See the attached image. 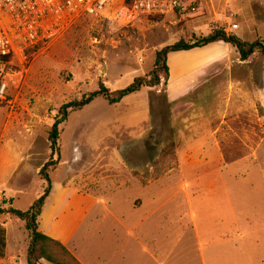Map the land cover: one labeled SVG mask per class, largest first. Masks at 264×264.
Returning <instances> with one entry per match:
<instances>
[{
  "label": "rangeland",
  "instance_id": "rangeland-1",
  "mask_svg": "<svg viewBox=\"0 0 264 264\" xmlns=\"http://www.w3.org/2000/svg\"><path fill=\"white\" fill-rule=\"evenodd\" d=\"M112 18L107 12L68 21L27 65L0 69V84L8 85L7 101L0 102V198L8 199L0 200V207L27 212L43 182L34 168L53 160L52 185L64 183L88 194L94 200L88 209L99 201L82 227L92 234L118 231L108 250L112 264H156L145 248L154 252L157 240L166 246L160 264H264V52L241 62L228 45L225 59L200 68L196 57H172L168 66L175 62L177 68L167 86L162 81L115 106L97 98L59 126V154L52 155L49 140L63 106L98 91L100 83L117 91L147 77L157 52L167 46L191 44L217 29L264 45V0H189L183 12L148 17L118 31ZM172 142L173 152L162 157ZM8 148L12 152L5 157ZM4 157L13 168L21 167L6 186ZM219 181L213 213L204 217L218 224L222 243L202 252L194 202L209 188L216 192ZM150 183L153 192L143 195L146 208L134 212ZM156 191L168 213L167 234L156 218L148 219L159 208ZM100 203L115 208L114 218L101 222ZM202 207L196 205V212ZM0 224L8 231L0 264H27L25 223L4 214ZM126 230L133 233L128 249ZM81 249L89 251L86 245ZM170 253L174 258L166 262Z\"/></svg>",
  "mask_w": 264,
  "mask_h": 264
},
{
  "label": "crops",
  "instance_id": "crops-1",
  "mask_svg": "<svg viewBox=\"0 0 264 264\" xmlns=\"http://www.w3.org/2000/svg\"><path fill=\"white\" fill-rule=\"evenodd\" d=\"M228 45L224 43H215L212 45H209L206 48L202 49H195L187 52H177L172 53L168 57V63L170 64L172 57H180V58H187V57H196L198 58V61L196 62L198 64V68L202 66H206L208 64L214 63L218 61V59L222 60L225 59L229 54L227 53V47ZM204 56H207L204 60ZM173 61V60H172ZM170 68V67H169ZM177 68V64L175 62L172 63L170 68V79L172 78V69ZM189 69L186 68L182 71L183 74L180 75V77L186 76V72ZM9 144H12V141H9ZM12 152L10 148L6 149L4 151V156L6 157ZM4 157V160L2 164L7 167V180L4 183L6 186L7 183L13 181L17 178L18 173L20 172V164L18 167L13 168V164L10 160H7ZM25 161L22 159L21 164H23ZM39 165V164H37ZM21 168V167H20ZM41 167L36 166L34 168V175L40 179V173H41ZM29 179V178H27ZM221 181V180H220ZM220 181L218 182L217 190L216 192H212V188H209V191L206 196L196 200L194 202V210H193V219L195 224V233H196V239L199 242L200 251H210V249H215L217 243H222L218 239V230L217 226L218 224L214 222L212 219L211 223L207 221V219L204 217L206 216L211 210H213L215 206L216 197L218 194V187L220 186ZM43 182H42V188L36 193L35 196L29 201L28 207L29 209L33 206L35 201L38 199L40 194L43 191ZM160 184L163 185V183L160 182ZM161 185V186H162ZM150 189H143V194L140 195L144 199L143 195H146L149 191L153 192V183H150L148 185ZM52 192L49 196V198L46 201V204L44 206L43 212L41 217L39 218V231L56 240L59 241L61 244H63L69 252L81 263V264H112L114 254L108 251L112 249L114 243H116L118 238V231L115 229H111L109 231H106L104 229H100L96 231L95 234H92L91 231L88 229H84L82 225L84 224V221L88 219L89 214L94 210L93 207H96L98 205L99 201H96V204L92 205L89 209L88 202L94 201L91 196L88 194L83 193L82 191L78 190L74 186L71 185H52ZM157 197L156 202L157 206L155 207L159 208L155 211L152 210L151 216L148 217V219L156 218L158 223L160 222V225H158L161 229L162 234H167L168 229L166 226H164V223L167 219V212H164V207L162 203V197L161 195L156 191ZM17 195H22L17 194ZM16 195V196H17ZM8 197L14 200V203L16 201L15 198L8 195ZM202 197V196H201ZM3 198L1 197L0 200L2 201ZM142 203V206L139 209H132L134 212H140L143 211V209L146 208L147 203ZM101 204V203H100ZM201 204L203 207L202 209L199 208V211L196 212V205ZM210 204V205H209ZM102 205V204H101ZM103 206V210L105 214L100 213V220L101 222L105 221V217H112L114 218V210L109 209L107 206ZM91 209V210H90ZM152 209V207H151ZM213 212H210V216ZM230 217V216H229ZM211 218V217H210ZM227 216L225 217V221H227ZM147 219V220H148ZM222 219V218H221ZM225 221H221V223H225ZM125 228V227H124ZM8 232V231H7ZM127 236L125 237V240L127 241L126 249L129 248V243L132 238V232L130 230H126ZM8 234V233H7ZM9 239V237H8ZM166 240L163 238L161 239V244L165 243ZM159 240L155 242V247L153 248L154 252L151 253L149 249L145 248V254L148 256L150 253V256L152 257L153 261L156 264H160L162 262L159 261V257L162 258L166 255V246L159 247L158 246ZM81 245L84 247L85 245L89 247V251L87 253H84L81 249ZM111 251V250H110ZM128 255L126 254V257ZM174 258V253H170L168 255V258L166 262L169 261V259ZM28 264V262H27Z\"/></svg>",
  "mask_w": 264,
  "mask_h": 264
},
{
  "label": "built area",
  "instance_id": "built-area-1",
  "mask_svg": "<svg viewBox=\"0 0 264 264\" xmlns=\"http://www.w3.org/2000/svg\"><path fill=\"white\" fill-rule=\"evenodd\" d=\"M189 0H0V69L29 59L54 40L68 21L109 12L118 31L148 17L186 10ZM2 72V70H0ZM8 85L0 84V102Z\"/></svg>",
  "mask_w": 264,
  "mask_h": 264
},
{
  "label": "trees",
  "instance_id": "trees-1",
  "mask_svg": "<svg viewBox=\"0 0 264 264\" xmlns=\"http://www.w3.org/2000/svg\"><path fill=\"white\" fill-rule=\"evenodd\" d=\"M215 43H224L236 49L241 62L249 61L251 57L258 52H264V45L261 42H245L240 37L227 33L224 29H217L207 36L195 39L191 44H188L185 41H179L174 45L167 46L157 52L154 69L147 77L136 78L130 86L117 91H111L105 86V84L100 83L98 91L91 93L81 101L63 106L59 112V118L50 133L49 140L52 155L55 156L56 154H59V126L67 121L71 112L83 110L91 105L97 98H103L111 106H115L120 104L125 98L140 93L144 88L160 87L162 81H164V85L167 86L170 82V68L168 66V57L170 54L202 49ZM175 145V142L168 144L162 152V157L170 155L173 152ZM55 165L56 163L52 160L41 169L40 177L44 183L43 191L27 212L15 210L12 206L9 209L0 207V216L8 214L25 223L30 238L27 252L28 264H42V261H46L49 264H81L63 244L39 231V218L42 215L46 201L53 188L50 171ZM9 202L12 204L14 200L11 199ZM3 203L6 204L7 201L5 200ZM6 249L7 230L2 224H0V258L5 257Z\"/></svg>",
  "mask_w": 264,
  "mask_h": 264
}]
</instances>
